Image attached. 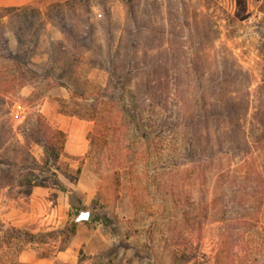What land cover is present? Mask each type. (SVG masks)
<instances>
[{
    "label": "rangeland",
    "instance_id": "374dc122",
    "mask_svg": "<svg viewBox=\"0 0 264 264\" xmlns=\"http://www.w3.org/2000/svg\"><path fill=\"white\" fill-rule=\"evenodd\" d=\"M18 42L33 72L6 58ZM221 103L241 106L232 116L241 130L228 131L227 118L198 122L195 150L206 160L193 162L182 109ZM258 106L264 111V0H37L1 9L0 210L15 199L28 208L35 184H27L44 182L52 203L40 209L58 194L69 207L60 222L23 220L19 240L71 245L79 264H215L222 171L240 172L249 155L263 161L249 142ZM46 125L66 133V148L47 163L31 136ZM80 208L94 219L74 221Z\"/></svg>",
    "mask_w": 264,
    "mask_h": 264
},
{
    "label": "trees",
    "instance_id": "16d2710c",
    "mask_svg": "<svg viewBox=\"0 0 264 264\" xmlns=\"http://www.w3.org/2000/svg\"><path fill=\"white\" fill-rule=\"evenodd\" d=\"M23 8V7H22ZM6 9H20V8H5ZM1 10V9H0ZM82 36L80 41H82ZM24 48L22 43L18 42L17 51L6 58L11 59L16 68H28L29 61L26 60L24 55H21V51ZM5 57V56H3ZM109 62V60H108ZM35 73V72H34ZM43 77L50 76L49 70L42 74ZM63 83V82H62ZM63 84H66L65 82ZM114 87V83H112ZM101 91H97L95 94L99 95ZM95 95V96H96ZM135 97H131V118L137 115ZM241 106L237 104L226 105L225 103L215 104L211 106L194 107L191 111L182 109L184 118L187 119L189 127L185 136V153L192 155L193 162L205 161L206 158L195 150L198 141L201 138V131L196 127L198 122L205 123V119L215 120L219 122L222 118L232 119L228 131L237 133V130H241V124L233 120L232 116L234 111L238 110ZM261 111V112H260ZM254 116L258 117L256 132L254 130L253 136L249 142L253 143L260 149L259 154L262 163L255 165L256 159L254 156L249 155L243 158V164L240 172L230 170L224 173L222 176L227 178V188L224 192L225 199L220 207V214L217 220L220 222L219 233V246L215 253V264H264V222L262 220V207L264 203V111L260 109V106L256 107ZM263 116V117H260ZM46 127V128H45ZM45 130H41V135L38 137L32 135L35 141H40L44 148L43 160L47 163L49 157H53L54 160L58 159L61 152L64 149L66 133L60 128H51L45 126ZM242 132V136L245 142H248L247 134ZM219 139L216 138V141ZM209 155V154H207ZM191 160V161H192ZM221 157H216L210 154L207 157V161H216L218 164L221 162ZM54 180L57 184L61 181L57 178ZM29 181V180H28ZM45 185L41 183H28V187L32 185ZM23 181H19V187H22ZM30 192V191H26ZM94 219V218H93ZM73 231L74 226L70 227ZM246 238V239H245ZM249 238V239H248ZM245 240V241H244ZM250 240V241H249ZM252 241V242H251ZM247 242L245 253L242 252V244ZM245 254V260L243 255ZM248 261V262H247Z\"/></svg>",
    "mask_w": 264,
    "mask_h": 264
},
{
    "label": "crops",
    "instance_id": "0c3cea01",
    "mask_svg": "<svg viewBox=\"0 0 264 264\" xmlns=\"http://www.w3.org/2000/svg\"><path fill=\"white\" fill-rule=\"evenodd\" d=\"M37 0H0V9L22 8L33 4ZM66 148V142H65ZM47 188L35 185L29 194L30 202L28 208L23 209L18 205V201L11 200L7 203L5 210H0V264H79L78 257L74 253L72 246L59 247L55 244L39 243L30 238L25 242L17 238V232L22 229V221L27 219L33 223L34 219L42 215L48 221L60 222L61 215L69 207V201L64 195L58 194L53 205L40 209L39 201L47 200ZM49 204L52 200H47ZM37 229V228H36ZM35 229V230H36ZM31 235L34 229L29 230ZM13 232V235H11ZM10 233V234H8ZM11 235V241H7L5 236ZM44 250L45 252H41Z\"/></svg>",
    "mask_w": 264,
    "mask_h": 264
},
{
    "label": "water",
    "instance_id": "95a60500",
    "mask_svg": "<svg viewBox=\"0 0 264 264\" xmlns=\"http://www.w3.org/2000/svg\"><path fill=\"white\" fill-rule=\"evenodd\" d=\"M93 218V212L91 209L80 208L74 217V221H91Z\"/></svg>",
    "mask_w": 264,
    "mask_h": 264
}]
</instances>
